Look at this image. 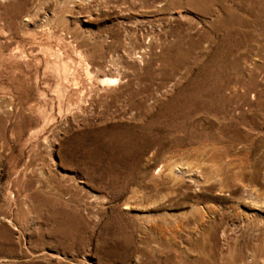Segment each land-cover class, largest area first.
I'll use <instances>...</instances> for the list:
<instances>
[{"label": "rangeland", "instance_id": "374dc122", "mask_svg": "<svg viewBox=\"0 0 264 264\" xmlns=\"http://www.w3.org/2000/svg\"><path fill=\"white\" fill-rule=\"evenodd\" d=\"M0 264H264V0H0Z\"/></svg>", "mask_w": 264, "mask_h": 264}, {"label": "bare ground", "instance_id": "6f19581e", "mask_svg": "<svg viewBox=\"0 0 264 264\" xmlns=\"http://www.w3.org/2000/svg\"><path fill=\"white\" fill-rule=\"evenodd\" d=\"M110 80V79H109ZM113 81V80H112Z\"/></svg>", "mask_w": 264, "mask_h": 264}]
</instances>
